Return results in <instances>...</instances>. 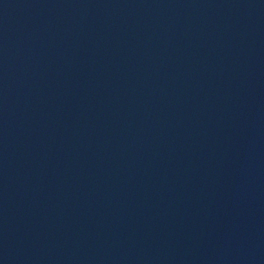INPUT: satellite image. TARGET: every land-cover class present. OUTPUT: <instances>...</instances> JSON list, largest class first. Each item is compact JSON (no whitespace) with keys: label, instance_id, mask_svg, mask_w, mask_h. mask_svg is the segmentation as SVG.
<instances>
[{"label":"water","instance_id":"1","mask_svg":"<svg viewBox=\"0 0 264 264\" xmlns=\"http://www.w3.org/2000/svg\"><path fill=\"white\" fill-rule=\"evenodd\" d=\"M0 264H264V0H0Z\"/></svg>","mask_w":264,"mask_h":264}]
</instances>
